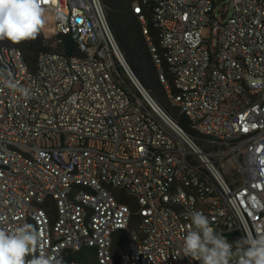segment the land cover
Masks as SVG:
<instances>
[{"label": "built area", "instance_id": "obj_1", "mask_svg": "<svg viewBox=\"0 0 264 264\" xmlns=\"http://www.w3.org/2000/svg\"><path fill=\"white\" fill-rule=\"evenodd\" d=\"M222 1L133 4L193 132L131 75L102 0H43L35 66L0 46V226L43 233L26 259L201 264L183 253L193 210L229 241L264 235V0H232L231 16ZM85 249L90 261L68 253Z\"/></svg>", "mask_w": 264, "mask_h": 264}, {"label": "clouds", "instance_id": "obj_2", "mask_svg": "<svg viewBox=\"0 0 264 264\" xmlns=\"http://www.w3.org/2000/svg\"><path fill=\"white\" fill-rule=\"evenodd\" d=\"M43 0H0V40L19 44L34 40L46 24ZM4 70H0V77ZM10 88L30 99V89L6 80ZM190 231L183 238L185 256L201 264H264V235L229 241L222 231L202 211L187 213ZM3 219L0 218V224ZM43 233L34 225L25 223L14 229L0 226V264H66L62 255L49 256L35 253L42 242Z\"/></svg>", "mask_w": 264, "mask_h": 264}, {"label": "trees", "instance_id": "obj_3", "mask_svg": "<svg viewBox=\"0 0 264 264\" xmlns=\"http://www.w3.org/2000/svg\"><path fill=\"white\" fill-rule=\"evenodd\" d=\"M102 2L107 19L130 68L155 100L172 117L178 120L184 129L193 132L188 117L182 114L179 107L172 103L167 88L160 79L159 70L154 62L148 40L144 35L142 24L138 15L133 11L134 0H102ZM154 35L157 36L156 33ZM0 46L21 48L32 66H35L39 54L49 48L41 31L34 40H27L19 44H14L8 40H0ZM118 70V80L121 84L132 96L133 94L139 96L140 94L135 84L123 66L118 64ZM125 202L131 203L133 200L127 198ZM117 244L125 246L123 238H120ZM90 250L85 249L81 252L68 251V253L75 255L78 259L90 261V258L86 256ZM90 262L94 264L95 260L92 259Z\"/></svg>", "mask_w": 264, "mask_h": 264}, {"label": "rangeland", "instance_id": "obj_4", "mask_svg": "<svg viewBox=\"0 0 264 264\" xmlns=\"http://www.w3.org/2000/svg\"><path fill=\"white\" fill-rule=\"evenodd\" d=\"M233 11L232 0L222 1L217 5L216 14L219 15L221 12L231 16Z\"/></svg>", "mask_w": 264, "mask_h": 264}, {"label": "water", "instance_id": "obj_5", "mask_svg": "<svg viewBox=\"0 0 264 264\" xmlns=\"http://www.w3.org/2000/svg\"><path fill=\"white\" fill-rule=\"evenodd\" d=\"M131 69V68H130ZM129 75V74H128ZM131 75L133 76V77H136L137 79H138V77L135 75V73L133 72V70L131 69ZM130 76V75H129ZM130 78H131V76H130ZM141 82V81H140Z\"/></svg>", "mask_w": 264, "mask_h": 264}]
</instances>
